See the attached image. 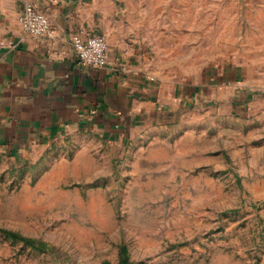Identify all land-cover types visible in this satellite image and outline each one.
Here are the masks:
<instances>
[{"label": "rangeland", "instance_id": "1", "mask_svg": "<svg viewBox=\"0 0 264 264\" xmlns=\"http://www.w3.org/2000/svg\"><path fill=\"white\" fill-rule=\"evenodd\" d=\"M104 1L160 79L236 67L264 84V0ZM216 111L125 139L77 128L0 147V264H264V164L219 152L202 121Z\"/></svg>", "mask_w": 264, "mask_h": 264}, {"label": "crops", "instance_id": "2", "mask_svg": "<svg viewBox=\"0 0 264 264\" xmlns=\"http://www.w3.org/2000/svg\"><path fill=\"white\" fill-rule=\"evenodd\" d=\"M24 1L0 0V147L21 149L77 128L125 139L148 128L176 129L188 117L184 110L210 106L217 111L202 121L215 124L219 152L234 145L241 169L248 159L250 168L264 164L257 156L264 154V84L245 83L242 68L201 80L160 79L140 44L115 32L113 2L37 0L53 32L35 37L19 22ZM94 32L109 45L102 68L80 63L73 46L75 36Z\"/></svg>", "mask_w": 264, "mask_h": 264}, {"label": "built area", "instance_id": "3", "mask_svg": "<svg viewBox=\"0 0 264 264\" xmlns=\"http://www.w3.org/2000/svg\"><path fill=\"white\" fill-rule=\"evenodd\" d=\"M19 22L23 31L31 36H44L53 32L51 22L37 0L24 1ZM73 46L80 63L98 68L106 66L109 45L104 33L94 32L85 39L75 36Z\"/></svg>", "mask_w": 264, "mask_h": 264}]
</instances>
